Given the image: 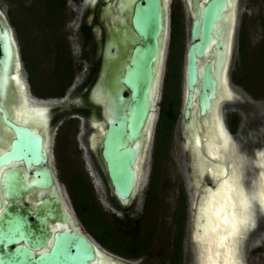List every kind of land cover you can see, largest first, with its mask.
Segmentation results:
<instances>
[{
    "label": "flooded vegetation",
    "instance_id": "1",
    "mask_svg": "<svg viewBox=\"0 0 264 264\" xmlns=\"http://www.w3.org/2000/svg\"><path fill=\"white\" fill-rule=\"evenodd\" d=\"M46 1L47 0H45L44 2ZM48 1H51L56 5L51 8L47 6L46 3H44V8L46 10L47 16H49V18L52 20L50 21L48 18L49 21L48 20L46 21V24L48 23L52 24V28H49L48 30L50 31V33H54L55 35L56 31L59 32L60 30L63 29V34H61L60 37L55 38L53 40V42L57 43L55 53L58 61L60 60L59 63H61L58 72L59 82H57V84H59V89L57 90L55 96H51L49 98L59 100L56 108H59L62 111L64 110L67 113L69 112L68 115L71 118H78L77 111L81 109L88 111L91 110V112L95 113L99 117L102 108L99 105L90 102L89 100L90 88L95 82L103 64L104 63L107 64V55L114 51L115 45L112 43V40L114 38H117L118 41L123 42L124 48L123 50L120 49L119 52V55L121 57V62L119 63V66H121L122 63L124 62L123 59L127 51V40L125 33L123 31V24L127 23V16L129 13V9L131 8L133 9L135 2L134 0H48ZM173 1L174 0H167V7H166L167 25H166V36L164 42L162 66L163 64L167 63V60L169 61L170 64L173 63L174 61V59L172 58L174 53L173 49L175 48L177 40L179 38V34L177 30L172 25L173 22H175L172 13ZM177 1H179L180 4L183 5V10H184L183 15L185 16V19L190 23L189 42L186 49V55H187L188 47L191 43V28L196 18V9L198 7H202V4L206 3L208 0H177ZM239 1L240 0H226L225 9L221 14L222 20L216 22V28L212 31V39L210 44L205 46L202 57L197 58L199 71L202 70L203 66L207 62L212 64V69L213 67H215V63L217 65V68L219 67L222 69L221 72L219 73L220 77L218 81V87L216 88V96L214 99L210 100L209 109L205 110L203 115L199 114L198 92L195 91L192 96L191 105L188 109L189 116L185 118L184 109L187 100L186 99L187 88L185 85V75H184V88L182 92L181 107L179 111L175 113V100L171 91L172 87L170 88L172 84L168 86V82H167L168 76L169 75L172 76L173 73H168L165 79L167 82L165 84H167V86H166V93H164L163 96L162 109L160 111L159 108L157 112V120H156L157 122L155 123V129H153V133H154L153 148L155 149L154 150L155 156H157L158 158L160 157L164 158L166 152H168L167 149H169V147H171L172 145L176 120L177 117L180 116L179 138L183 139V147L186 148L185 152L187 154L188 164H189L188 165L189 179L188 182H185L184 184L181 183L182 187H180V189H174L168 187V192H170V195L169 197L166 198L165 201L166 204L161 203V201L158 200V196H159L158 191L160 190L159 189L157 190V187L154 186L156 182H153V185L149 186L147 189V193L145 194L142 208L143 210L146 209L147 211L148 208L154 207L157 204L160 205V203L162 204L167 214H169L168 222L171 223V225H173L174 230L177 233H180V236L177 237V240H175L173 237V240L171 241L172 245L174 244L173 247H175V250L183 248L182 247L183 246L182 239L184 235L183 233L185 229L188 228L189 243L193 246L191 252L192 254L191 264H207L205 260L206 258L205 247L202 245L199 238L196 237L197 232H199L197 230L200 228V225H198L197 222L198 221L197 214H199V212L197 211H199L198 210L200 208L199 204L201 205V200L205 196V194H207L208 191L211 192L212 189L214 190L218 186V184H216L218 183V181H215L214 177L212 179L211 169L212 171L214 169L215 172L214 174H219L218 171L224 169L223 177L227 182L228 187L231 188V196L235 210L237 209L236 210L237 216H239L242 213L247 215V212L245 211L246 206L244 204V200L242 199H246V198L253 199L252 203H254L255 206H259L262 205V203H264V183H263L264 151H260L257 152V154H254L255 155V161L253 163L254 166H252V164L249 162L247 158V153H242V155L240 154L242 156L241 158L240 155H238L239 154L238 146L236 145V143H234V140H232V136H234V134L230 133L222 118L221 106L223 102L230 101L232 98L236 100L235 103L236 106H239L240 104L243 106H250L249 103H246L245 98L243 96H240L242 94H240L239 91H237L236 89H233L228 84L227 78L224 77V68H226L225 66L228 65L230 62V57H231L230 52L234 46L235 39H238L237 41L238 47L241 52H243L245 46L247 45L246 35L243 29H240V32L238 30L236 31L237 29L236 20L238 15L237 9H238ZM231 7L233 9L232 11L234 15L233 27L232 29H227V25L229 23V20L231 19V17L229 18V16H231V12H230ZM249 7L251 6H248L247 8ZM244 13L247 14L246 10L244 11ZM247 15L249 16V18L247 17V19H252V17L249 14ZM56 25L59 27H55ZM225 31H227V34ZM241 31L243 32L241 33ZM213 32H216V35L221 37L226 45L225 60L223 59L221 60L223 54V53H219L221 51V48L214 47L216 43V38L213 36ZM225 34L226 37H224ZM16 37H17L16 29L13 20L9 17L7 12L6 13L0 12V53L2 48H8L12 51V47H16V42H17ZM186 55H185V69L187 63ZM14 65L15 63L13 61L9 62L7 79L4 82L0 81V104L4 107V110L6 111V114L10 119V121H13L17 125L27 127L33 132H36L37 134L40 135L41 148L44 149L47 160L45 162L40 161V163L37 166H34L30 161L26 162L23 156H19L18 158L12 157L8 159V161L5 160L0 161V202H1L0 211L5 207L8 201L7 197L4 195L1 189V180L3 175L5 174L6 176H8L11 170L19 169L18 174L20 175V178L23 181V185L24 184L26 185L28 181L33 177V175L37 176L36 171L44 167H48L50 169L54 179L57 181L56 170L54 166V155L51 151L50 143L52 139L51 137L52 132L56 130L58 126L62 123V115H60V117L54 118L52 116V111L48 106V104H46L47 106L45 104H41L38 102L40 99L38 100L32 96L33 91H31L30 89V84L28 83V80H24L22 76L21 79L23 83V88L21 89V86H18L19 91L16 89L12 80V74L14 73V69H13ZM82 73H84L83 74L84 80L82 85L85 86L88 83L91 84L87 88V90L83 92L82 98L85 107L78 104V103H82L80 99L75 100L77 103H74L72 101L74 98L77 99L76 95L73 98H70L68 102H65L67 101L66 99L67 92L70 93L75 89V87L78 86V82L76 81V78L77 76H80V74L82 75ZM172 82H173V77H172ZM225 83L227 85V89L229 90V93L227 95L220 96L219 84L221 86H224ZM3 85L4 87L7 85L6 90H4ZM20 97L23 99L26 98L25 101L28 106H37V108L42 110L43 112L42 120L44 121L43 124L41 122L40 124L37 125L23 123L13 117L12 110L14 109L15 105L21 102L19 99ZM241 97H243V99ZM30 99L35 100V102H32ZM76 104L79 106H76ZM210 111L212 112V114H214L216 120L219 121L217 123L215 120L217 124L216 125L217 129L218 127H220L222 131L220 128L219 130L222 133L227 134V138H228L227 141L229 142H227L224 150H223L224 146H221L222 143L220 144V142L223 141H219V142L215 141L218 142V144L217 143L215 144L213 139L211 140L210 138L211 126L209 127V125L206 124V120L210 119V114H211ZM191 122L193 127H194L193 124L194 122L195 124L200 123V125L197 124L199 126L197 128L196 127L193 128L191 126ZM89 131L90 133L88 134V140L86 142L88 153L90 157H92L91 159L95 164V168L98 171V174L102 177H105L107 181L108 187H107L106 197L109 202V205L112 208L119 210L122 213V216L117 215L115 213L116 211L114 212L112 211V209H111L112 212L111 211L110 212L112 214H115L117 218H119L120 223L124 224L125 226L128 225L130 226L131 224L132 228L136 229V227H138L139 229L140 221L142 217L140 215L135 217L134 215L130 216L128 213V209L129 206L132 204L133 200L135 199L138 188L140 186V179H141L142 165H143L141 162L142 160L140 162L136 161L134 167H132L135 170L134 171L136 178L135 189L133 190L131 195L127 198L126 203L122 204L119 198L113 192V188L110 183V178L106 171L105 163L101 158V154H100L101 148L99 147V143H98L99 137H101V133H99L97 127H95L94 125H90V122H89ZM200 136L202 139L200 138ZM15 137L16 136L14 130H12L10 126L4 124L0 116V157L4 153L8 152V150L11 147V142L15 139ZM247 137L248 136H242L241 138L244 140ZM252 138H253L252 140H249L250 146L252 145L254 146L255 141L258 142L260 141V139L255 140L257 138L254 137ZM261 139L264 140V135L261 136ZM196 140L198 143L196 142ZM207 140H209V142L211 140V143H208ZM214 147H218L217 150H219V155H216L217 152L214 151L215 150ZM210 164L211 166H209ZM255 169L257 170V174H254L255 176H253L254 173L253 171ZM258 175L261 176L260 181H256L257 179H259ZM56 183L58 184V181ZM12 185L13 186L16 185L15 180L12 182ZM166 185L167 184H164L163 181H160L161 189H163V187ZM255 187H257L258 190ZM254 189H255V193H254ZM47 191L48 190H43L42 188L29 187L25 192L22 193L20 202L23 205V207L36 206L39 204L42 197ZM256 192L259 193L257 194ZM188 197H191L190 200ZM169 199L171 201H169ZM260 200H263L262 203ZM243 204L245 207H243ZM262 213L263 214H261L260 217L258 216V222L255 224L254 227L253 226L251 227V225H249L250 218L248 217L249 220H247L244 224L242 223L243 225L241 224L242 233H239L235 237V239L234 238L232 239V241L230 240L225 243L226 254L229 253L225 261L226 264L228 263L233 264V262H237V260L239 261V264H244L243 257L246 249H248L249 246H251L252 244L255 243V241H257V238H255V240L248 242L247 237L249 235L254 234L257 228L259 227H262V230H264L263 229L264 212L262 211ZM151 214H153V210L150 212V215ZM73 217L76 219L74 213H73ZM76 224L78 225V228L80 229L82 234H84L96 246H98L99 250L101 251L100 253H95L94 258L91 261L89 260L88 264H98V262H100L101 264H133V262L126 259V257H122L118 254L111 253L110 251H108V249L102 248L99 243H97L93 238H91L87 233H85L81 229V226L78 224V222ZM47 227L51 231V234L56 231H62V230L72 231V227L69 224L64 225L58 222L55 223V225L48 224ZM51 241H52V235L49 237L48 243L45 246H42L38 251H35V253L46 251L47 246L49 245V243H51ZM235 246L237 247V250L234 249ZM12 247L13 246H11L10 248ZM228 248H230L233 252ZM121 251L125 252L127 255L134 252V251H125V250L124 251L121 250ZM172 254L174 256L177 255L174 251L172 252ZM117 255L120 257H118ZM229 256L231 257V260L233 262L230 260Z\"/></svg>",
    "mask_w": 264,
    "mask_h": 264
},
{
    "label": "rangeland",
    "instance_id": "2",
    "mask_svg": "<svg viewBox=\"0 0 264 264\" xmlns=\"http://www.w3.org/2000/svg\"><path fill=\"white\" fill-rule=\"evenodd\" d=\"M44 1L0 0V12H7L15 24L19 73L24 80H28L30 89L33 91L32 96L38 100L40 99L37 100L38 102L48 104L54 118L62 115V123L52 132L50 146L54 155L58 184L78 224L102 248L126 257L133 264H191L193 246L189 243L188 228L183 233V248L175 250L171 241L173 237L177 240L180 233H177L173 225L168 222L169 214L161 204H166V198L170 195L168 187L180 189L182 187L181 183L184 184L189 179L186 148L183 147V139L179 138L180 116L176 120L172 145L167 149L168 152H166L164 158L155 156V149L153 148V129H155V123L157 122V112L159 108L160 111L162 109L163 96L166 93L167 86L165 83L168 82V86L172 84L170 88L172 87L171 91L175 100V113L181 107L185 55L189 42L190 27L189 21L183 15V5L177 0L172 2V13L175 21L172 25L177 30L179 38L173 49V63L170 64L167 60V63L161 67L154 105V118L151 123V135L147 140L142 160L140 186L128 209L130 216L140 215L142 217L139 229L138 227L134 229L131 224L125 226L120 223L119 218L111 213L116 211L117 215L122 216L119 210L109 205L106 197L107 181L105 177L98 174L92 157H90L87 150L86 142L90 133L89 122L93 116H98L91 110L81 109L77 111L79 119L71 118L68 115L69 112L56 108L59 100L49 98L55 96L59 89L57 82H59L58 72L61 63H59L60 60L58 61L55 53L57 43L53 40L63 34V29L61 27L62 30L56 31L55 35L50 33L48 29L52 28V24H46L49 16H47L44 3L51 8L54 7V3L48 0ZM248 6L251 7L247 8ZM245 10L252 19H247L249 16L244 13ZM237 12L236 31L240 32V29H243L247 45L241 52L238 47V39H235L230 52L227 81L233 89L242 94L246 103H249L250 106L241 104L236 106V100L232 98L230 101L223 102L221 109L224 123L230 133L234 134L232 140L238 146V155L247 153L249 162L254 166V154L264 151V140L261 139V136L264 135V115L261 114V112H264V0H240ZM49 20L52 21L50 18ZM55 27L59 26L56 25ZM125 29L126 26L123 24V31ZM112 43L115 45L114 51L107 58L103 82L93 94L96 99L103 100L108 97L110 100L109 96L118 87L117 76L119 63L121 62L119 52L124 47L123 42L118 41L117 38H114ZM168 73H173V75H169L166 82L165 79ZM83 74L77 76L78 86L70 93L67 92V101L65 102L76 95L77 99L74 98L72 101L77 103L75 100L80 99L82 103L78 104L85 107L82 98L83 92L91 84L82 85ZM79 105L76 104V106ZM242 136L248 137L243 140ZM252 137L257 138L255 140L260 139L259 142H254V146L249 145V140H252ZM253 172V175L257 174L256 169ZM160 181L167 184L163 189L160 187ZM153 182H156L154 186L157 187V190H160L158 191V200L161 203L148 208L146 211L145 208L143 210L142 204L147 189L153 185ZM188 198L190 200L191 197ZM169 201L171 200L169 199ZM152 210L153 214L150 215ZM247 238L248 242L255 240V238H257V241L246 249L243 257L244 264H264V230L259 227L254 234L249 235ZM121 250L134 252L127 255ZM173 251L177 254L176 256L172 254Z\"/></svg>",
    "mask_w": 264,
    "mask_h": 264
},
{
    "label": "water",
    "instance_id": "3",
    "mask_svg": "<svg viewBox=\"0 0 264 264\" xmlns=\"http://www.w3.org/2000/svg\"><path fill=\"white\" fill-rule=\"evenodd\" d=\"M134 2L133 9H129L127 23H124L127 51L124 62L119 67L118 87L109 96L110 100L108 97L103 100L94 97L95 90L103 82L106 70L104 63L90 88L89 97L91 103L102 108L100 116H93L91 120L103 125L97 127L103 132L100 154L113 192L122 204L126 203L135 189V170L132 167L140 157L143 160L149 139L167 25L164 0ZM225 6L226 0H208L202 7L196 9V18L191 28V43L186 55L185 118L189 116L188 109L195 91L198 92L200 115L209 109L210 100L216 96L219 81L217 65L215 63L213 71L212 64L207 62L199 71L197 58L202 57L205 46L210 44L212 31L216 28V22L222 20L221 14ZM225 32L227 34V31ZM213 36L216 38L214 47H220L219 53L225 54L226 45L222 38L216 35V32H213ZM11 57L19 66L17 48L14 47L12 51L2 48L1 82L7 79ZM18 74L21 78L20 73ZM30 100L35 102L33 99ZM0 116L3 123L14 130L16 136L8 152L0 157V161L23 156L26 162L30 161L37 166L40 161L47 160L46 153L41 148L39 134L10 121L1 104ZM141 139L143 142L139 143ZM18 173L19 169H13L8 176L4 174L1 180V189L8 201L0 211V264H88V261L94 258V254L101 251L78 228L73 211L50 169L44 167L36 171L37 176L33 175L26 185H23ZM14 180L15 186L12 185ZM29 187L48 191L38 205L23 207L20 198ZM57 222L69 224L72 231L62 230L51 234L47 225H55ZM51 235L52 241L47 250L35 253L48 243ZM11 246L13 247L10 248Z\"/></svg>",
    "mask_w": 264,
    "mask_h": 264
},
{
    "label": "bare ground",
    "instance_id": "4",
    "mask_svg": "<svg viewBox=\"0 0 264 264\" xmlns=\"http://www.w3.org/2000/svg\"><path fill=\"white\" fill-rule=\"evenodd\" d=\"M164 3H165V7H167V0H164ZM232 7H231V16H229V18L231 17V19L229 20V23L227 25V29H232L233 27V20H234V15H233V11H232ZM228 20V18H227ZM13 46V45H12ZM12 50H14V47H12ZM205 58V57H204ZM203 58V59H204ZM202 59V58H201ZM225 60L226 59V52L225 54H222V58L221 60ZM220 60V61H221ZM10 62H12V57L10 58ZM201 62V61H200ZM224 62V61H223ZM223 64V63H222ZM11 65V64H10ZM9 67V66H8ZM226 68H224V77L227 78V65L225 66ZM14 69V73L12 74V80H13V83L16 87V89L19 91L18 89V86H21V89L23 88V83L19 76V66H18V62L15 61V65L13 67ZM9 70V68H8ZM221 68H217V73H218V76L220 75L219 73L221 72ZM220 77V76H219ZM4 87V85H3ZM7 89V85L4 87V90ZM22 92V90H21ZM218 93V92H217ZM229 93V90L227 89V85L225 83L224 86H221L219 84V95L220 96H224V95H227ZM23 95V94H22ZM242 96V95H240ZM243 99V97H241ZM20 99V103H18L17 105L14 106V109L12 110V114H13V117L15 119H17L18 121L20 122H23V123H29V124H40V122L43 124L44 121L42 120L43 116H42V110L37 108V106H28L26 104V98L23 99V98H19ZM219 99V98H218ZM28 103V102H27ZM214 105V104H213ZM196 111V109H195ZM211 112V111H210ZM263 115H264V112H261ZM209 114V113H208ZM219 114V113H218ZM220 115V114H219ZM221 118V117H220ZM196 119V118H194ZM209 119V118H208ZM216 118L214 117V114H210V119L209 120H206V124L209 125L210 127V138L211 140L213 139V141H223V142H220L221 146H224L223 147V150L227 144V141L228 138H227V134L226 133H222V129L220 127H216V122L218 123L219 121L216 120ZM193 121V120H192ZM205 121V120H204ZM210 121V122H209ZM47 122V121H46ZM196 122V120H195ZM195 122L193 123L194 124V127H198L200 125V123H197L195 124ZM205 123V122H204ZM41 124V125H42ZM190 124V123H189ZM90 125H94L95 127H98V126H103L101 125V123H95L93 120H90ZM191 126H192V122H191ZM220 126V125H219ZM224 126V125H223ZM193 127V126H192ZM193 127V128H194ZM203 127V126H202ZM38 128V127H37ZM189 128V127H187ZM200 128V127H199ZM198 128V129H199ZM208 128V127H207ZM219 128L221 129V131L219 130ZM100 129V128H99ZM103 129V128H102ZM192 129V128H191ZM197 129V130H198ZM206 129V128H205ZM225 130V129H224ZM194 131V130H193ZM99 133H101V137H99V140H98V143H99V147H100V140L102 138V131L99 130ZM192 133V131H191ZM150 135V134H149ZM194 135V134H193ZM198 136V135H197ZM209 136V135H208ZM195 137V136H194ZM199 137V136H198ZM217 137H219V139H217ZM192 138V137H191ZM201 138V136H200ZM198 138V139H200ZM209 138V139H210ZM195 139V138H194ZM202 139V138H201ZM204 139V137H203ZM94 140V139H93ZM211 140L208 143H211ZM195 141V140H194ZM212 141V142H213ZM143 140L141 139L139 143H142ZM197 142V140H196ZM218 142H215V144ZM195 143V142H194ZM198 143V142H197ZM200 143V142H199ZM207 144V143H206ZM246 144V143H245ZM198 145V144H197ZM200 145V144H199ZM249 146V145H248ZM215 150L217 153L216 155H219V150L218 147H214ZM200 149V148H199ZM207 149V148H206ZM198 150V149H197ZM203 153V152H202ZM212 153V151H211ZM242 155V154H241ZM240 155V157L242 158V156ZM212 156V155H211ZM141 157L140 159L138 160L139 162L141 161ZM240 160V159H239ZM210 161V160H209ZM241 161V160H240ZM142 162V161H141ZM211 163V162H209ZM214 163V162H213ZM237 163V162H236ZM243 163V162H242ZM207 164V163H206ZM219 164V162H218ZM217 164V165H218ZM238 164V163H237ZM140 165V164H139ZM221 165V164H220ZM219 165V166H220ZM239 165V164H238ZM208 166V165H207ZM211 166V164L209 165ZM204 167V166H203ZM210 168V167H209ZM222 168V167H221ZM220 168V169H221ZM260 168V167H259ZM211 169V168H210ZM210 172V171H209ZM211 172H212V179L214 177V180L215 181H218V186L211 192L208 191L207 194H205V196L202 198L201 200V205L199 204L200 208L198 209L199 211V214H197V222H198V225H200V228L197 230L199 231V235H197L196 237L199 238V240L201 241L202 245L205 247V252H206V263L207 264H226L225 261H226V258H227V255L229 254H226V250H225V243L227 241H232V239L239 234V233H242V230H241V224L245 223L247 220H249L250 218V222H249V225H251V227L255 226V224L258 222V216L260 217L262 213V211L264 212V203H262L263 200H260L262 205H259V206H255L253 202V199H250V198H246V199H242L244 200V204H243V207H245V211L247 212V215L246 214H240L239 216H237L236 214V210H235V207H234V203H233V200H232V196H231V188L228 187V184L227 182L225 181L223 175H224V169L221 170V171H218L219 174H214V169L212 171L211 169ZM217 172V173H218ZM201 174V173H200ZM255 176V175H253ZM259 176V175H258ZM257 176V177H258ZM202 177V176H201ZM260 177L259 176V179H257L256 181H260ZM252 178V177H251ZM250 178V180H251ZM253 179V178H252ZM263 180V179H262ZM213 181V180H212ZM242 181V180H241ZM254 181V180H253ZM252 181V182H253ZM255 182V181H254ZM253 182V183H254ZM239 183V182H238ZM264 183V181H263ZM261 185V184H260ZM259 186V185H258ZM257 188V187H255ZM243 189V188H242ZM258 190V188H257ZM250 192V191H249ZM254 193H255V189H254ZM257 193V192H256ZM259 193V192H258ZM257 193V194H258ZM252 194V193H251ZM249 195V194H248ZM256 195V194H254ZM253 195V196H254ZM245 196V195H244ZM252 196V195H251ZM255 197V196H254ZM253 197V198H254ZM257 199H258V196H257ZM260 199H261V196H260ZM258 201V200H257ZM260 201H259V204H260ZM241 203V202H240ZM243 203V202H242ZM210 204V210H211V216L213 218L210 219L209 217V209L207 207V205ZM253 204V205H252ZM257 205V203H256ZM251 206V207H249ZM249 207V209H248ZM248 209V210H247ZM244 210V209H243ZM196 212V213H197ZM216 216H219L220 219L219 220H216L214 219V217ZM247 217V218H246ZM249 217V218H248ZM260 220V219H259ZM242 224V225H243ZM231 226V230L230 231H225V227L226 226ZM211 229V232L212 233H218V243L213 246L211 243H209V240L207 238V230ZM244 230V229H243ZM245 231V230H244ZM243 231V232H244ZM198 233V232H197ZM248 233V231H247ZM261 233V232H260ZM244 244V243H243ZM230 249V248H228ZM235 250H237V247L235 246L234 247ZM231 250V249H230ZM234 250V251H235ZM229 251V250H228ZM232 251V250H231ZM233 252V251H232ZM231 252V253H232ZM223 253V255H222ZM235 253V252H234ZM230 257V256H229ZM230 260H231V257H230ZM232 261V260H231ZM233 262V261H232ZM238 264H239V261L237 260ZM98 264H101L100 262H98ZM229 264V263H228ZM231 264V263H230Z\"/></svg>",
    "mask_w": 264,
    "mask_h": 264
},
{
    "label": "snow or ice",
    "instance_id": "5",
    "mask_svg": "<svg viewBox=\"0 0 264 264\" xmlns=\"http://www.w3.org/2000/svg\"><path fill=\"white\" fill-rule=\"evenodd\" d=\"M217 139H219V137H217ZM207 207L209 209V217L211 219L213 217L211 216L210 204H208ZM214 219L219 220L220 217L216 216V217H214ZM224 230L225 231H230L231 230V226L230 225L226 226ZM199 234L200 233L198 232L197 235H199ZM207 238L209 240V243H211L213 246H215L218 243V233H212L210 227L207 230ZM222 255H223V253H222ZM233 264H238V262H233Z\"/></svg>",
    "mask_w": 264,
    "mask_h": 264
},
{
    "label": "trees",
    "instance_id": "6",
    "mask_svg": "<svg viewBox=\"0 0 264 264\" xmlns=\"http://www.w3.org/2000/svg\"><path fill=\"white\" fill-rule=\"evenodd\" d=\"M54 6H56L55 4H54ZM263 54H264V46H263ZM67 78V77H66ZM63 79H65V78H63ZM85 210V209H84Z\"/></svg>",
    "mask_w": 264,
    "mask_h": 264
}]
</instances>
